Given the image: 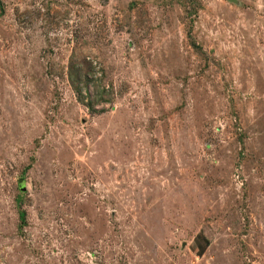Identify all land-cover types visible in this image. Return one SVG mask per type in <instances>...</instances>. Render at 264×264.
I'll return each mask as SVG.
<instances>
[{
    "label": "rangeland",
    "instance_id": "rangeland-1",
    "mask_svg": "<svg viewBox=\"0 0 264 264\" xmlns=\"http://www.w3.org/2000/svg\"><path fill=\"white\" fill-rule=\"evenodd\" d=\"M0 264H264V0H0Z\"/></svg>",
    "mask_w": 264,
    "mask_h": 264
},
{
    "label": "trees",
    "instance_id": "trees-1",
    "mask_svg": "<svg viewBox=\"0 0 264 264\" xmlns=\"http://www.w3.org/2000/svg\"><path fill=\"white\" fill-rule=\"evenodd\" d=\"M71 80L73 81V83H80L81 82V75L78 71H75L74 73L71 74ZM80 80V81H79ZM19 214H20V218L22 221V226L25 224V213L21 210H19ZM208 244V243H206ZM207 245H205L206 247ZM205 247H203V250L199 253V254H203L205 252Z\"/></svg>",
    "mask_w": 264,
    "mask_h": 264
},
{
    "label": "water",
    "instance_id": "water-1",
    "mask_svg": "<svg viewBox=\"0 0 264 264\" xmlns=\"http://www.w3.org/2000/svg\"><path fill=\"white\" fill-rule=\"evenodd\" d=\"M230 1H234V0H230Z\"/></svg>",
    "mask_w": 264,
    "mask_h": 264
}]
</instances>
